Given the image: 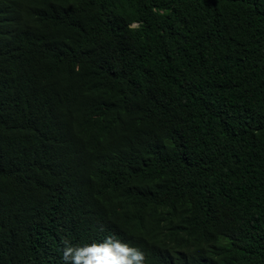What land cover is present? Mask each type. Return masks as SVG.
<instances>
[{
	"label": "trees",
	"instance_id": "16d2710c",
	"mask_svg": "<svg viewBox=\"0 0 264 264\" xmlns=\"http://www.w3.org/2000/svg\"><path fill=\"white\" fill-rule=\"evenodd\" d=\"M106 236L264 264V0H0V264Z\"/></svg>",
	"mask_w": 264,
	"mask_h": 264
},
{
	"label": "clouds",
	"instance_id": "9594fccd",
	"mask_svg": "<svg viewBox=\"0 0 264 264\" xmlns=\"http://www.w3.org/2000/svg\"><path fill=\"white\" fill-rule=\"evenodd\" d=\"M64 264H144V253L127 243L106 236L103 241L73 246L64 240Z\"/></svg>",
	"mask_w": 264,
	"mask_h": 264
}]
</instances>
